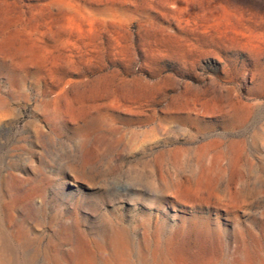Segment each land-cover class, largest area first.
<instances>
[{"label": "rangeland", "instance_id": "1", "mask_svg": "<svg viewBox=\"0 0 264 264\" xmlns=\"http://www.w3.org/2000/svg\"><path fill=\"white\" fill-rule=\"evenodd\" d=\"M112 253L264 264V0H0V264Z\"/></svg>", "mask_w": 264, "mask_h": 264}, {"label": "bare ground", "instance_id": "2", "mask_svg": "<svg viewBox=\"0 0 264 264\" xmlns=\"http://www.w3.org/2000/svg\"><path fill=\"white\" fill-rule=\"evenodd\" d=\"M227 167V166H226ZM224 170H225V168H223V169H221V171H220V174L218 175V178L221 180L222 179V173L224 172ZM226 173V172H225ZM231 180H232V178H231ZM224 182V181H223ZM213 188V187H212ZM215 191H218V192H220V191H223V192H225V194L227 195V199L226 200H228V199H230L231 197H233V196H239V195H241V190L240 189H237V188H235L233 185H232V183L230 184V183H226L225 182V184H223V183H218V182H216L215 183V185H214V188H213ZM222 193V192H221ZM250 193V192H249ZM216 194V193H215ZM218 194V193H217ZM228 203H229V201H228ZM226 207H227V203H226ZM100 249L103 251L104 249H103V247H100ZM105 252V251H104ZM105 254H106V252H105ZM112 256H111V258H110V256H108V255H106V257H107V259H109V260H111V261H109L111 264H114L113 262H115V260H118V258L116 257V255H115V253H112L111 254ZM96 260V259H95ZM104 262V261H103ZM117 264H124V263H122L121 261H119V263H117ZM223 264H231L228 260H225V262L223 263ZM240 264V263H239Z\"/></svg>", "mask_w": 264, "mask_h": 264}]
</instances>
